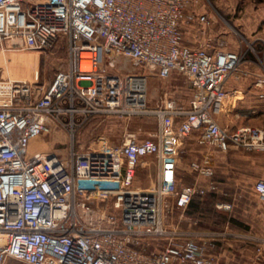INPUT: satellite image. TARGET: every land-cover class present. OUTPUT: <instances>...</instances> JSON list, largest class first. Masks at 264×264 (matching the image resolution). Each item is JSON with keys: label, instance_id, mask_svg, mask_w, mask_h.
I'll return each mask as SVG.
<instances>
[{"label": "built area", "instance_id": "built-area-1", "mask_svg": "<svg viewBox=\"0 0 264 264\" xmlns=\"http://www.w3.org/2000/svg\"><path fill=\"white\" fill-rule=\"evenodd\" d=\"M189 0H0V46L45 50L68 40V66L48 86L0 78V264H216L221 230L169 226L196 195L220 193L212 150L264 151V127L222 126L223 103L238 95L226 81L241 54L186 42L181 18ZM209 26L208 14L198 17ZM188 76L183 107H151L148 75ZM255 85L264 89V73ZM263 97L264 93H260ZM154 115L153 136L128 133L118 145L70 148L68 157L34 152L32 142L55 128L73 131L93 116ZM198 132L200 161H185V141ZM157 164L154 187L137 189V168ZM179 170L205 182L180 181ZM264 205V178L254 184ZM218 210L234 202L218 200ZM192 221V218H189ZM264 258V235L240 234ZM160 247L149 249L151 242Z\"/></svg>", "mask_w": 264, "mask_h": 264}, {"label": "rangeland", "instance_id": "rangeland-1", "mask_svg": "<svg viewBox=\"0 0 264 264\" xmlns=\"http://www.w3.org/2000/svg\"><path fill=\"white\" fill-rule=\"evenodd\" d=\"M202 14L212 18L209 26L199 21L198 17ZM181 29L187 43L198 46L209 42L216 48L236 51L241 54L239 70L253 69L258 74L264 73V0H189L181 18ZM9 44L5 41L0 46V78L26 80L37 86H48L56 74L68 66L66 36H61L53 47L45 50L13 49ZM128 67L148 75L151 107L162 106L166 99H174L179 105L187 106L191 86L186 74L175 72L163 79L135 63H129ZM251 126L264 127V123ZM157 128L158 119L154 115L126 118L98 115L90 117L74 131L69 127H57L33 143L45 144L39 151L55 152L68 157L72 144L76 149L88 146L105 148L120 144L128 133H135L138 138L151 137ZM197 137L198 132H194L185 141L186 162L200 161L207 150L197 143ZM214 166L216 180L220 182L221 191L218 194L222 200L234 202L233 210H217L213 198L207 196L195 219L190 221L191 217L186 212L173 209L167 224L225 232L224 239L217 241L219 258L216 264H264V258L261 262L254 260V244L242 239L240 235L246 232L264 235V205L254 192L255 182L264 178V151L233 148L226 154H215ZM153 167L150 164L139 168L135 181L137 189L154 187L156 171ZM179 175L183 184L206 181L186 171H181ZM233 219L243 225L233 223ZM160 246L161 242H151L149 249ZM7 264L25 263L9 259Z\"/></svg>", "mask_w": 264, "mask_h": 264}, {"label": "crops", "instance_id": "crops-1", "mask_svg": "<svg viewBox=\"0 0 264 264\" xmlns=\"http://www.w3.org/2000/svg\"><path fill=\"white\" fill-rule=\"evenodd\" d=\"M256 74L258 73L253 69H241L238 72L232 73L227 79L226 88L237 89L238 95L233 100H228L223 103L225 108H223V106L221 112L218 114V120L222 126L236 128L245 124L251 125L264 123V96H260V93H264V89L255 85V81L257 80ZM229 124H237V126H230ZM218 153L226 154L218 150H213V162L215 154ZM150 164L151 166H154L153 168L157 173V164L152 157L144 158L138 166L137 172L140 167H148ZM181 171L182 170H179L180 173Z\"/></svg>", "mask_w": 264, "mask_h": 264}, {"label": "trees", "instance_id": "trees-1", "mask_svg": "<svg viewBox=\"0 0 264 264\" xmlns=\"http://www.w3.org/2000/svg\"><path fill=\"white\" fill-rule=\"evenodd\" d=\"M232 150V149H231ZM212 197L213 200L215 201L214 203H216V201L218 200H222L223 198L220 197V195L218 193H208L206 195H196L192 198L190 204L188 205L187 209H186V214L195 219V216L201 212V209H202V204H203V199L205 197ZM216 207V206H215ZM217 209V208H216ZM218 210V209H217ZM219 211H223V212H228V211H224V210H219ZM233 223L239 225V226H242L243 224L241 222H239L238 220L236 219H233L232 220Z\"/></svg>", "mask_w": 264, "mask_h": 264}, {"label": "bare ground", "instance_id": "bare-ground-1", "mask_svg": "<svg viewBox=\"0 0 264 264\" xmlns=\"http://www.w3.org/2000/svg\"><path fill=\"white\" fill-rule=\"evenodd\" d=\"M35 141V140H34ZM33 141V142H34ZM32 142V143H33ZM32 145V147L30 146V149L32 148L33 149V151L34 152H38L39 151V149H41V148H43V146L45 147V144L43 143L42 145L41 144H35V143H33V144H31Z\"/></svg>", "mask_w": 264, "mask_h": 264}]
</instances>
